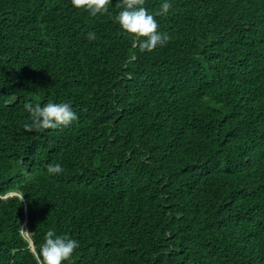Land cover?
<instances>
[{"label":"trees","instance_id":"16d2710c","mask_svg":"<svg viewBox=\"0 0 264 264\" xmlns=\"http://www.w3.org/2000/svg\"><path fill=\"white\" fill-rule=\"evenodd\" d=\"M170 2L140 52L109 14L0 0V264H39L50 227L62 264H264V0ZM69 100L22 139L25 103Z\"/></svg>","mask_w":264,"mask_h":264},{"label":"clouds","instance_id":"9594fccd","mask_svg":"<svg viewBox=\"0 0 264 264\" xmlns=\"http://www.w3.org/2000/svg\"><path fill=\"white\" fill-rule=\"evenodd\" d=\"M111 4L112 0H71L73 8L83 9L90 16L111 15L113 22L119 25L121 34L129 35L138 46L140 52H151L157 46H164L170 39L166 32L158 30L159 24L155 19V16L168 14L172 7L170 0H163L159 10L155 13L145 7V0H119V11L115 14H110L109 12ZM87 38L90 41L97 39L96 33L89 31ZM24 107L30 114V121L25 122L23 125L24 129L29 133L28 135H22V139L31 136V132H42L46 142H51L48 139L49 136H61L58 128L67 127L78 119L70 100L58 103L50 101L43 105L40 103H25ZM33 138L38 142L42 141L35 135ZM63 171L64 169L60 163L47 165V172L50 175H59ZM8 194L12 195L11 192ZM23 226V231L28 229L26 220ZM29 242L33 247L30 239ZM78 247V240L67 233L60 234L54 227H50L44 233L43 242L38 250V255L41 258L39 264H62L63 261L68 260L72 256L74 250Z\"/></svg>","mask_w":264,"mask_h":264},{"label":"rangeland","instance_id":"374dc122","mask_svg":"<svg viewBox=\"0 0 264 264\" xmlns=\"http://www.w3.org/2000/svg\"><path fill=\"white\" fill-rule=\"evenodd\" d=\"M23 233L26 234L25 229H24Z\"/></svg>","mask_w":264,"mask_h":264}]
</instances>
